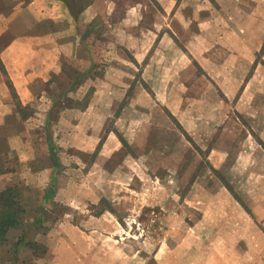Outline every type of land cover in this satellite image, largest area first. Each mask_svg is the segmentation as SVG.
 Listing matches in <instances>:
<instances>
[{
  "label": "rangeland",
  "instance_id": "obj_1",
  "mask_svg": "<svg viewBox=\"0 0 264 264\" xmlns=\"http://www.w3.org/2000/svg\"><path fill=\"white\" fill-rule=\"evenodd\" d=\"M67 1L82 8L87 0ZM116 1L109 14L80 27L88 31L81 60L64 59L52 76L49 83L60 85L46 90L55 101L49 110L16 106L37 137L26 147L42 182L17 189L25 210L0 243V264H169L191 256L179 199L205 158L194 155L170 110L178 108V79L159 74L176 58L153 54L178 49V38L160 41L163 33L178 35L176 10L152 2L156 8L133 11L140 17L133 29L117 30L122 6L143 0ZM10 11H0V21ZM103 81L112 85L102 91ZM96 98L100 104L89 106Z\"/></svg>",
  "mask_w": 264,
  "mask_h": 264
},
{
  "label": "crops",
  "instance_id": "obj_2",
  "mask_svg": "<svg viewBox=\"0 0 264 264\" xmlns=\"http://www.w3.org/2000/svg\"><path fill=\"white\" fill-rule=\"evenodd\" d=\"M116 2L89 0L73 16L65 0H0V11L11 10L0 21V191L42 182L37 156L26 147L37 137L16 106L49 110L55 101L46 90L60 85L49 83L52 76L63 71L64 59L81 60L80 27ZM152 2L160 11L176 10L178 35L161 33L160 41L178 38V49L160 46L153 54L176 58L159 74L178 79V108L170 110L194 155L205 158L179 199L191 256L169 264H264V0L131 2L113 28L133 29L140 18L133 11L156 8ZM110 85L103 81L97 89ZM99 104L96 98L89 106Z\"/></svg>",
  "mask_w": 264,
  "mask_h": 264
},
{
  "label": "trees",
  "instance_id": "obj_3",
  "mask_svg": "<svg viewBox=\"0 0 264 264\" xmlns=\"http://www.w3.org/2000/svg\"><path fill=\"white\" fill-rule=\"evenodd\" d=\"M65 1L72 15L77 16L81 8L76 5H71L67 0ZM87 3H89V0H87L85 4ZM86 32H88L87 27L85 33L80 35L84 42L86 41L84 37ZM17 189L18 187L8 186L0 191V243L8 241L9 230L19 225L18 220L20 214L25 210L15 194Z\"/></svg>",
  "mask_w": 264,
  "mask_h": 264
}]
</instances>
